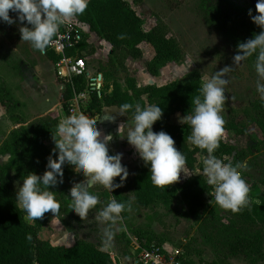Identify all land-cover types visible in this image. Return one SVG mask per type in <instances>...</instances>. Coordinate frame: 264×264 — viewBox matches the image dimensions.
I'll return each mask as SVG.
<instances>
[{"label":"rangeland","instance_id":"1","mask_svg":"<svg viewBox=\"0 0 264 264\" xmlns=\"http://www.w3.org/2000/svg\"><path fill=\"white\" fill-rule=\"evenodd\" d=\"M137 13L144 21V28L149 30L159 21L167 24L170 34L175 36L183 49L182 59L171 61L163 66L157 79L153 82L158 84L167 83L173 80H188L190 75L199 73L202 82L224 66H230L226 74L229 83L225 92L226 100L223 113H236L238 122L247 124L245 134H236L234 131L225 130L223 139L236 147L237 155H227L233 163L241 162L244 165L242 176L249 185L248 197L251 202H259L260 195H264V141L261 130L255 122V113L249 108L250 104L260 99L255 90L256 73L252 67L254 56L246 60L232 64V57L237 52L236 45L239 42L251 38L249 34V25L251 24L255 32L261 29L255 26L251 21L245 23L243 17L237 16V13L224 7L227 21L221 20V13L214 7L219 5L220 0H129ZM237 6L240 12L249 15H256L255 0H230ZM250 16V15H249ZM13 18H15V13ZM223 22V24H222ZM72 23H78L85 28L82 31L83 40L88 47H93L96 51V44L101 50L102 45L99 36L89 30L87 24L76 17ZM222 24L223 27H220ZM9 28L12 39L7 38L0 29V99L6 97L8 107L0 102V152L3 142L13 129L12 116L18 114L38 116L47 112H54L58 104L60 81L57 74V66L53 64L43 52L37 51L26 41H20L18 37L19 22L11 25ZM143 56L137 60L129 58V66L132 70L128 73L135 77L139 86H144L147 79L144 74L147 73L145 62L152 59L154 49L149 43L141 45ZM84 51H88L85 49ZM78 55H82L81 52ZM91 55L87 53V56ZM105 58V52L101 53ZM108 60L98 57L88 58L89 68L97 76V72L102 73L98 76L100 88L106 83V72L110 79L116 78L124 85L125 72L122 67L117 65L116 71L110 70L107 65ZM128 69V67H127ZM4 86L7 92H4ZM231 97V99H230ZM62 110V109H61ZM9 112V113H8ZM183 116L177 115L174 121H181ZM48 145L52 143L48 140ZM5 154L0 153L1 162L5 161ZM185 173H180V179L172 184L178 185L188 175L189 171L185 167ZM69 171V170H68ZM197 173L202 172V168L196 169ZM73 181L65 179L68 186V193L74 183L81 182L85 178L76 173L73 168L70 171ZM14 186L16 189L22 183L15 171ZM119 178V177H118ZM119 180V179H118ZM106 190L103 186L97 184L89 189L90 192L97 195L100 203L95 209L90 210L86 218L81 219L77 214L71 212L70 205H64L61 200L55 199L60 203V212L58 216L46 213L47 223L40 228L39 236L41 238H50L57 236L64 231L74 234L75 238H83L91 242L105 246L103 243L104 224L95 219V214L100 208L108 203L107 200L100 197L99 193ZM123 191L134 201V195L131 184L128 180L124 181ZM70 198V197H69ZM71 201V199H70ZM22 207V206H21ZM201 216L196 218L192 216L186 204L180 196L174 198L169 204H158L154 207L143 208L135 205L129 212L128 220L120 219L118 221V230L115 232L113 241L107 246L112 253L117 256L121 264H131L133 257L135 239L132 229H149L158 234L165 245L170 250H178L183 260L191 259L200 264H206L212 260H217L225 264H264V241L262 245V254L249 259L242 254L229 255V248L223 243L220 235L216 233L217 227L222 224L228 225L232 219L228 210L221 209L215 204L214 199L204 196V204L201 208ZM27 221L33 220L26 216ZM251 230H261L264 227L259 224L249 225ZM57 234V235H56Z\"/></svg>","mask_w":264,"mask_h":264},{"label":"trees","instance_id":"2","mask_svg":"<svg viewBox=\"0 0 264 264\" xmlns=\"http://www.w3.org/2000/svg\"><path fill=\"white\" fill-rule=\"evenodd\" d=\"M220 4L214 8L220 12L221 20L225 23L228 19L225 14L223 4L226 9L235 11L237 16H241L255 26L250 16L240 12L236 5L230 0H220ZM10 16L14 13L10 12ZM78 19L87 24L89 30L96 33L97 36L109 42L112 50L108 56L107 65L110 70L116 71L117 65L122 67L125 72L124 85L119 79H110L106 72L107 83L98 90L90 91V101L88 109L94 113V116L100 114L104 106H119L123 103H129L133 106L158 104L162 108V117L154 122L153 131L163 130L168 133L175 142V147L184 154L186 158L185 167L189 175L178 185L170 184L165 187L155 186L150 179L148 167L143 161L135 166L134 175L130 184L134 195V201L128 194H125L121 187L114 190H102L99 195L109 201L130 203L131 207L121 212L123 220L127 221L129 212L135 205L150 208L158 204H169L180 196L188 207L189 213L199 218L201 208L204 204V196L211 186L207 184L206 177L197 173L196 169L203 167L202 161L206 158V150L199 149L192 145L187 137L190 134V127L181 121H174L177 115L184 116L191 114L194 107L193 99L200 95L199 89L202 79L199 73L190 75L188 80H173L164 84L149 83L139 86L134 76L128 73L125 59L128 56L141 58L143 51L141 43H149L154 49L152 59L145 62L147 71L152 75H157L160 68L171 61H179L183 56V49L178 39L171 35L167 24L159 21L149 30L144 28V21L137 13L129 0H89L88 7L84 13L78 16ZM222 22V24H223ZM219 24L220 27H223ZM249 34L255 32L254 27L248 24ZM9 28L11 25L0 22V29L7 38L12 39ZM124 34L123 39H117L118 34ZM20 37V33H18ZM93 54L95 49L88 47L85 40H82L75 48L69 49L67 54L75 55L83 50ZM45 54L48 59L56 64L60 56L47 48ZM63 89L60 93L61 104L68 112V101L76 94L84 90L87 86V80L84 76L72 78L58 77ZM7 88L4 86V92ZM6 107L9 103L6 97L0 99ZM255 113V122L263 135L264 141V101L254 100L250 106ZM9 113V112H8ZM133 110H128L125 114L132 119ZM224 119V131L231 130L236 134H245L247 124L238 122L236 113H221ZM13 121L21 123L20 126L11 130L6 140L3 142L1 154H9L7 161H0V264H121L119 259L114 256L107 246L91 242L89 240L78 238L71 246L53 245L49 239L39 236L40 228L46 225V213L43 218H37L32 222L27 221V213L20 206L16 199V187L14 186V176L23 179L29 172L42 174L45 170L47 158L52 154L55 158L53 148L49 147L47 140L53 143V136L56 134V126L59 119L50 115H44L33 119L24 124L18 116H12ZM236 147L227 143L223 137L219 142V147L214 155L218 158L235 154ZM65 179L73 181V178L66 166H63V183L52 186L54 197L61 200L64 205H70L71 201L68 195V186ZM115 181H119L116 179ZM232 219L228 225L222 224L215 228L216 233L220 235L223 243L229 248V255H244L249 259H255L262 254V245L264 241V232L261 230H251L249 225L259 224L264 227V195H260L259 202H251L238 212H231ZM136 237L143 246H150L152 243L162 245L163 240L158 234L149 229H132ZM137 253L132 250L133 256ZM188 264H200L191 259L184 260ZM206 264H225L217 260H212Z\"/></svg>","mask_w":264,"mask_h":264},{"label":"clouds","instance_id":"3","mask_svg":"<svg viewBox=\"0 0 264 264\" xmlns=\"http://www.w3.org/2000/svg\"><path fill=\"white\" fill-rule=\"evenodd\" d=\"M89 0H0V22L12 25L19 22L20 41L28 42L37 51L43 52L58 33L61 25L74 21L88 7ZM256 15L250 19L260 27L258 33L236 45L237 52L232 64L240 63L254 56L252 67L256 73L255 90L264 101V0H255ZM15 13V18L10 16ZM118 34L117 39H123ZM230 66H224L200 86V95L192 103L191 114H185L181 123L190 127L188 141L199 149L206 150L202 161V174L208 185L211 200L223 210L235 213L249 205V185L242 176L243 163H233L227 156L214 155L224 132V119L221 115L229 97L225 92L229 79ZM231 99V97H230ZM132 109V122L122 123L118 133L134 147L139 158L148 167L151 182L157 187H165L180 179L185 173L186 158L175 147L173 138L163 130L153 131V124L162 117L158 104L135 106L123 103L115 113L125 116ZM111 121L112 115H106ZM113 139L111 133H103L97 128V120L85 113L69 114L61 119L53 136L55 158H47L42 174L29 172L16 189V199L30 219L43 218L45 213L58 216L60 203L50 190L52 186L63 183V166L73 170L85 179L74 183L68 193L70 210L81 219L100 203L97 195L89 191L94 185H101L108 191L122 186L128 176L127 166L122 164V153H109L108 143ZM186 174V173H185ZM119 177V181L114 178ZM130 203L111 199L95 214V219L104 224L103 243L110 246L121 212L130 208Z\"/></svg>","mask_w":264,"mask_h":264},{"label":"built area","instance_id":"4","mask_svg":"<svg viewBox=\"0 0 264 264\" xmlns=\"http://www.w3.org/2000/svg\"><path fill=\"white\" fill-rule=\"evenodd\" d=\"M84 30L85 28L78 23L71 22L61 25L58 33L52 38L48 47L60 56L59 61L55 64L60 78L84 76L87 80L86 88L76 93L68 101L67 115L85 113L90 119L96 120L94 113L87 108L90 101V91L99 90L100 88L92 80L93 76L88 63L89 56H87L84 50L81 52L82 55H78V53L75 55L67 54L69 49L75 48L83 40L82 31ZM212 191L213 187L211 186L209 192ZM209 192L205 194L207 197H211ZM132 241L135 245L134 250L137 253L131 258V264H188L183 260L178 250H170L163 244L157 245L155 243H152L150 246H143L137 238L132 239Z\"/></svg>","mask_w":264,"mask_h":264},{"label":"crops","instance_id":"5","mask_svg":"<svg viewBox=\"0 0 264 264\" xmlns=\"http://www.w3.org/2000/svg\"><path fill=\"white\" fill-rule=\"evenodd\" d=\"M100 42L102 45H105L104 47V50H101L99 48V45L96 44L97 48H96V51L91 54V55H88L89 58L91 57H98V58H102V59H107L108 60V56L112 50V46L109 42H107L106 40L102 39V38H99ZM141 45H143V43L140 44V47ZM105 52V55L106 57L103 58L101 57V53ZM129 58L130 59H133V60H137L139 58H133L131 56H128L126 59H125V64L126 66L128 67V70H132V68L129 66ZM147 71V70H146ZM161 71V69L159 70V72ZM94 72H92V80L94 81V83H96L99 87L100 86V82H98L99 78L98 76H101L102 73H100L99 71L97 72V76H94L93 74ZM147 73H149L147 71ZM159 74V73H158ZM158 74L157 75H152L149 73V75H147L146 73L144 74V78L147 79V83H152V81L154 79H157L158 77ZM101 78L103 79V77L101 76ZM153 83H156L158 84L157 82H153ZM160 84V83H159ZM162 84V83H161ZM63 84L60 83L59 85V97H58V104L56 106V110H55V113L54 112H47L45 114H42V115H38V116H24L22 115L21 113L18 114L20 120L24 121L25 123L24 124H27L28 122L32 121L33 119L37 118V117H40V116H44V115H50L52 117H56L59 119V121L61 119H63L64 117H66L67 115V112L64 110L62 104H61V100H60V93H61V90L63 89ZM101 88H99L98 91H100ZM62 109V110H61ZM119 108L117 106H104L102 108V111L100 114L96 115V120H97V128L100 129L103 133L107 134V133H111L112 136H113V139L108 143V148H109V153L112 154L114 152H120L122 153V164L126 165L127 166V169H128V176L126 177L125 180H128V181H131L133 175H134V170H135V166L136 164L139 162V156L138 154L136 153L135 149L133 146H131L127 140L125 138H122L119 133H118V127L122 124V123H125L126 120L128 123H131L132 122V119L130 117H128L126 114L125 116H122V115H119L117 113H115V111H117ZM106 115H112L114 117L113 120L109 121L107 118H106ZM12 120V119H11ZM13 128L15 127H18L21 125V123H16L15 121H13ZM52 145H48L49 147L53 148L54 149V143L48 139ZM47 140V141H48ZM7 156H5V161H7L9 159V154H5ZM1 161V160H0ZM67 170H69V173L70 171L72 170V166L70 165H67L65 164ZM72 175V174H71ZM73 177V176H72ZM115 180L116 179H119L118 177L114 178ZM79 183V182H78ZM121 188L123 189L124 188V182L121 186ZM72 233L68 232V231H64L61 235L60 234H56L57 236H51L50 238H48L50 240V242L53 244V245H65V246H71L75 243V241L78 239L75 238L74 234L71 235Z\"/></svg>","mask_w":264,"mask_h":264}]
</instances>
